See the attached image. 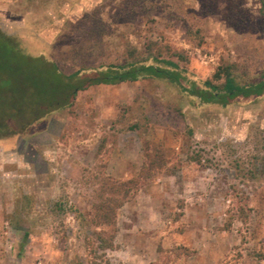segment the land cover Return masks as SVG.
I'll use <instances>...</instances> for the list:
<instances>
[{
	"label": "rangeland",
	"instance_id": "374dc122",
	"mask_svg": "<svg viewBox=\"0 0 264 264\" xmlns=\"http://www.w3.org/2000/svg\"><path fill=\"white\" fill-rule=\"evenodd\" d=\"M0 29L66 74L167 59L264 79V0H0ZM75 99L0 140V264H264V93L206 104L145 77Z\"/></svg>",
	"mask_w": 264,
	"mask_h": 264
},
{
	"label": "trees",
	"instance_id": "16d2710c",
	"mask_svg": "<svg viewBox=\"0 0 264 264\" xmlns=\"http://www.w3.org/2000/svg\"><path fill=\"white\" fill-rule=\"evenodd\" d=\"M33 61H42L43 65L49 66L50 77H47L42 68L29 70L28 66ZM162 63L163 65L158 62L132 61L124 65L82 67L66 74L55 60L43 53H31L21 37L0 29V140L25 135L53 111L73 105L77 93L93 85H116L145 77L166 79L201 103L222 106H227L238 97L259 96L264 93V79L258 83L241 84L230 65L219 67L214 75L215 79L199 83L185 79L174 61L165 59ZM136 184L134 179L116 182L112 194L123 191L126 199ZM125 199L115 198L113 208L109 210L96 208L98 216L106 219L103 221L112 223L116 209Z\"/></svg>",
	"mask_w": 264,
	"mask_h": 264
},
{
	"label": "crops",
	"instance_id": "0c3cea01",
	"mask_svg": "<svg viewBox=\"0 0 264 264\" xmlns=\"http://www.w3.org/2000/svg\"><path fill=\"white\" fill-rule=\"evenodd\" d=\"M12 139V138H11ZM11 139H9V140H11ZM9 140H3V141H9Z\"/></svg>",
	"mask_w": 264,
	"mask_h": 264
}]
</instances>
